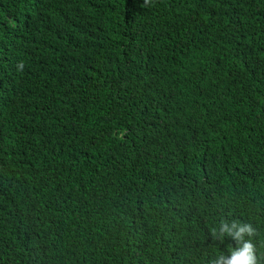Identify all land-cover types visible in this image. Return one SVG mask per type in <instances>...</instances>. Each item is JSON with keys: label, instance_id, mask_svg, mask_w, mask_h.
<instances>
[{"label": "trees", "instance_id": "1", "mask_svg": "<svg viewBox=\"0 0 264 264\" xmlns=\"http://www.w3.org/2000/svg\"><path fill=\"white\" fill-rule=\"evenodd\" d=\"M232 221L264 264V0H0V264H211Z\"/></svg>", "mask_w": 264, "mask_h": 264}, {"label": "clouds", "instance_id": "2", "mask_svg": "<svg viewBox=\"0 0 264 264\" xmlns=\"http://www.w3.org/2000/svg\"><path fill=\"white\" fill-rule=\"evenodd\" d=\"M19 69L23 68V62L18 65ZM254 229L251 224L240 223L236 221L222 222L217 229L213 230V236L231 237L237 242V246L232 248L228 254H220L215 257L211 264H256L254 247L246 236L251 237Z\"/></svg>", "mask_w": 264, "mask_h": 264}]
</instances>
